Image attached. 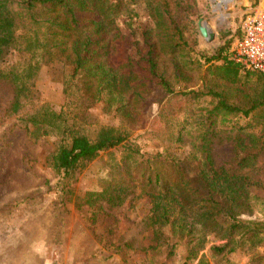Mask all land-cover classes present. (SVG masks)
I'll list each match as a JSON object with an SVG mask.
<instances>
[{"label":"trees","instance_id":"obj_1","mask_svg":"<svg viewBox=\"0 0 264 264\" xmlns=\"http://www.w3.org/2000/svg\"><path fill=\"white\" fill-rule=\"evenodd\" d=\"M140 5L149 24L134 40L135 31L127 33L126 27L139 20ZM194 10V0H0V78L14 85L11 111L16 112L44 52L69 48L73 69L64 81L66 98L85 78L91 87L85 91L93 88L88 97L114 108L130 128L138 124L140 107L153 87L174 93L160 65L161 54L171 56L175 81L187 80L186 72L203 71L202 83L181 93L187 97L181 117L164 130L168 147L177 145L181 154L167 153L168 147L142 152L129 128L85 131L71 111L45 104L23 120L32 126L26 127L31 135L59 134L47 161L63 186L100 151L120 149L107 184L85 192L84 203L117 205L130 187L139 188L149 203L152 240L156 246L182 243L180 264H193L205 248L207 254L196 264H238L234 256L245 257L243 264H264V222L247 216L264 209V181L254 177L260 171L256 159L264 151V75L231 59L229 43L200 57L184 34L183 20ZM12 51L30 56L20 72L4 63ZM222 132L234 135L228 139L234 142L235 168L215 165L212 145Z\"/></svg>","mask_w":264,"mask_h":264},{"label":"rangeland","instance_id":"obj_2","mask_svg":"<svg viewBox=\"0 0 264 264\" xmlns=\"http://www.w3.org/2000/svg\"><path fill=\"white\" fill-rule=\"evenodd\" d=\"M194 1L195 10L184 18L183 25L185 36L200 57H208L228 43L227 53H230L247 13L255 7L264 8V0ZM139 9V20L131 28L124 26L127 33L135 31L134 40L141 38L140 29L149 24L144 6L140 5ZM199 25L212 32L213 39L204 37ZM135 50L130 47L132 53ZM29 57L23 51H12L5 56L4 63L8 70L20 72ZM170 57L161 54L159 62L174 84V93L153 87L140 107L138 124L130 128L128 122H121L114 108L88 97L93 88L85 91L91 88L85 78L77 82V92L66 98L64 81L73 69L69 48L44 52L28 82L26 100L16 112L11 111L14 85L8 78H0V264H180L184 260L182 243L172 247L165 241L156 246L152 240L147 223L149 203L139 188L130 187L117 205L105 200L84 203L85 192L105 187L111 164L120 159V149L100 151L77 168L70 183L63 186L47 161L57 147L59 134L35 132L31 135L27 128L32 126L23 120L44 104L57 111L63 108L77 117L85 131L92 132L99 126H122L129 128L131 139L142 152L162 151L169 146L164 130L171 127V123L173 126L186 109L187 97L181 93L198 87L205 76L203 71L186 72L187 80L175 81ZM134 106L132 102V108ZM245 121L240 119L239 122ZM229 136L234 135L222 132L221 139L212 145L216 166L236 167L234 142ZM175 146L168 147L167 153L181 154ZM256 163L260 171L254 177L264 181V151ZM247 216L264 222V209L258 208ZM260 250L264 252V245ZM169 251L172 253L168 254ZM201 254H207V248L198 258ZM232 258L238 264L245 261V257Z\"/></svg>","mask_w":264,"mask_h":264},{"label":"built area","instance_id":"obj_3","mask_svg":"<svg viewBox=\"0 0 264 264\" xmlns=\"http://www.w3.org/2000/svg\"><path fill=\"white\" fill-rule=\"evenodd\" d=\"M229 52L244 69L264 75V8L247 13Z\"/></svg>","mask_w":264,"mask_h":264},{"label":"water","instance_id":"obj_4","mask_svg":"<svg viewBox=\"0 0 264 264\" xmlns=\"http://www.w3.org/2000/svg\"><path fill=\"white\" fill-rule=\"evenodd\" d=\"M199 28H200V32H201V34H202L204 37H209L210 40L213 39L214 34H213L212 32H210V31H208V29H207L205 26H203V25H199Z\"/></svg>","mask_w":264,"mask_h":264},{"label":"bare ground","instance_id":"obj_5","mask_svg":"<svg viewBox=\"0 0 264 264\" xmlns=\"http://www.w3.org/2000/svg\"><path fill=\"white\" fill-rule=\"evenodd\" d=\"M225 2V1H224Z\"/></svg>","mask_w":264,"mask_h":264}]
</instances>
